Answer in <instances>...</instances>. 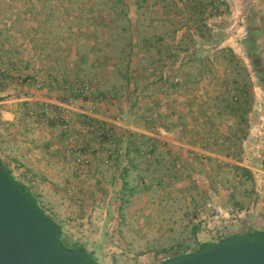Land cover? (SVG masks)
Segmentation results:
<instances>
[{"label":"rangeland","instance_id":"1","mask_svg":"<svg viewBox=\"0 0 264 264\" xmlns=\"http://www.w3.org/2000/svg\"><path fill=\"white\" fill-rule=\"evenodd\" d=\"M0 160L100 264L264 230V0H0Z\"/></svg>","mask_w":264,"mask_h":264},{"label":"water","instance_id":"2","mask_svg":"<svg viewBox=\"0 0 264 264\" xmlns=\"http://www.w3.org/2000/svg\"><path fill=\"white\" fill-rule=\"evenodd\" d=\"M0 264H100L60 241L51 217L0 160ZM166 264H264V238L244 232Z\"/></svg>","mask_w":264,"mask_h":264},{"label":"trees","instance_id":"3","mask_svg":"<svg viewBox=\"0 0 264 264\" xmlns=\"http://www.w3.org/2000/svg\"><path fill=\"white\" fill-rule=\"evenodd\" d=\"M106 126H110V127H113V128H117L118 126L116 125V124H110V123H108V122H105L104 123ZM109 133V132H108ZM136 135V134H135ZM141 136H142V138H143V140H142V142L141 143H139L140 145L139 146H143V147H147V148H152L153 150L154 149H156V143H159L160 142V140H158V139H155V138H152V137H149V136H146V135H144V134H141ZM131 144H133V142H131ZM3 164V163H2ZM5 168H7V167H5ZM238 169H240V170H244V171H246V172H249V170L247 169V168H242V167H237ZM8 171H9V174H10V176L12 177V178H14L15 179V177L13 176V174H12V172L8 169ZM15 181L18 183V185L20 186V187H26L23 183H21V182H19V181H17L16 179H15ZM33 196H34V199H35V201H36V203L38 204V201H37V198L35 197V195L33 194ZM39 205V204H38ZM43 210V209H42ZM44 211V210H43ZM45 212V211H44ZM54 222H56L53 218H51ZM56 226H57V228H58V230H59V237H60V241L62 242V244H64V245H66V246H70L69 245V243L65 240V234H64V229H63V226L61 225V224H59V223H57L56 222ZM251 234L252 235H255V236H261L262 238H264V230H260V231H253V232H251ZM224 240V239H223ZM208 244H210V243H208ZM208 244H204V245H202L197 251H195L194 253H197V252H199V251H201L206 245H208ZM76 248H81L83 251H85V252H87L86 251V249L85 248H83V247H79V246H75ZM186 254V253H185ZM185 254H182V255H185ZM182 255H177V256H175V257H172V258H170V259H167V260H165V261H163V262H161L160 264H166L167 262H169V261H171V260H174V259H176V258H178L179 256H182ZM88 256L91 258V259H93V257L88 253Z\"/></svg>","mask_w":264,"mask_h":264}]
</instances>
